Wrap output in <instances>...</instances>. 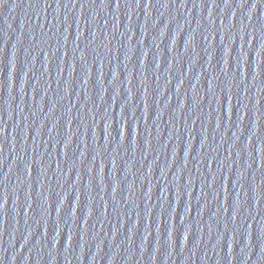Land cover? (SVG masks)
<instances>
[{"label": "water", "instance_id": "obj_1", "mask_svg": "<svg viewBox=\"0 0 264 264\" xmlns=\"http://www.w3.org/2000/svg\"><path fill=\"white\" fill-rule=\"evenodd\" d=\"M0 264H264V77L199 0L0 2Z\"/></svg>", "mask_w": 264, "mask_h": 264}, {"label": "snow or ice", "instance_id": "obj_2", "mask_svg": "<svg viewBox=\"0 0 264 264\" xmlns=\"http://www.w3.org/2000/svg\"><path fill=\"white\" fill-rule=\"evenodd\" d=\"M0 2H2V0H0ZM137 2H139V0H137ZM87 81H85V83H86Z\"/></svg>", "mask_w": 264, "mask_h": 264}]
</instances>
